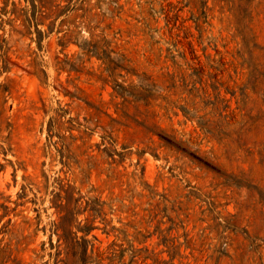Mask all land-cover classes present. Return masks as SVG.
<instances>
[{"label": "rangeland", "instance_id": "rangeland-1", "mask_svg": "<svg viewBox=\"0 0 264 264\" xmlns=\"http://www.w3.org/2000/svg\"><path fill=\"white\" fill-rule=\"evenodd\" d=\"M11 3L26 6L0 0V264L53 263L68 185L100 212V264L108 247L112 264H264V0H56L70 9L39 41Z\"/></svg>", "mask_w": 264, "mask_h": 264}, {"label": "trees", "instance_id": "trees-1", "mask_svg": "<svg viewBox=\"0 0 264 264\" xmlns=\"http://www.w3.org/2000/svg\"><path fill=\"white\" fill-rule=\"evenodd\" d=\"M9 0H3L4 6L8 5ZM26 2V6L17 7L15 3L12 4V8L10 13L14 15V20H20L19 26H21V34L31 33V28H34V33L36 34L37 41L42 38L45 30L38 27L39 24H43L45 19L48 18H56L65 10L70 9L69 5H65L61 9H59V5L54 3L56 0H24ZM2 7L1 13L6 12V8ZM53 21H50L47 24L46 30L52 29ZM4 42L5 39L0 36V61L5 62V54L4 52ZM87 44V41L84 42ZM90 47V48H89ZM89 47L81 46L83 50L87 53L98 54L96 45L92 44ZM103 57V56H102ZM1 68H5V64L0 66ZM42 72L46 75L45 71L42 69L36 70L35 73ZM120 87V86H119ZM70 186L68 185L65 189H63L64 194L60 193L55 194L54 205L57 209V212L60 214L59 221L53 222L51 224V231L61 230V234H58L57 240L55 243L51 241V237L49 235V248L53 250V252L49 253V256L53 258L52 264H100L103 258H98L101 253H98L94 256L93 250V242L88 238L91 230L95 227L92 226L96 215L100 214L98 210L95 209V204H90L86 202L84 207H77V203L80 199L74 198L72 190H70ZM21 194L19 195V197ZM58 201V202H57ZM88 212V216L84 218V223L81 225L82 220L78 219L79 214ZM4 214L0 215V218ZM10 223V219L7 220V224ZM108 222L105 223L104 227H102L105 233H109L110 231H114L115 227L110 226L107 228ZM4 227V225H3ZM75 229H74V228ZM78 231L81 232V235H78ZM3 232V230H2ZM7 233L10 234L11 238V229L6 230ZM93 239H96L94 234L91 235ZM114 242L110 243L109 246H113ZM43 249L44 243H42ZM11 248L10 242H6L3 245L0 244V258L1 263L7 261L11 256ZM106 258L108 262L106 264H112L115 259L118 261L123 257V250L121 249L119 254L116 252L114 248H107ZM138 255V250H134L129 261L126 264H133L134 257ZM149 257L145 255L143 259ZM155 260H153V264Z\"/></svg>", "mask_w": 264, "mask_h": 264}]
</instances>
